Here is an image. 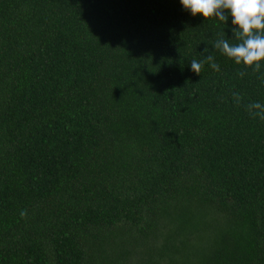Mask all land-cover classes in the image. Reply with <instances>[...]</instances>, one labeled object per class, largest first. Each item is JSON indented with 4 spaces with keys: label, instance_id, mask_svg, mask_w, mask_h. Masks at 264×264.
Instances as JSON below:
<instances>
[{
    "label": "trees",
    "instance_id": "1",
    "mask_svg": "<svg viewBox=\"0 0 264 264\" xmlns=\"http://www.w3.org/2000/svg\"><path fill=\"white\" fill-rule=\"evenodd\" d=\"M231 28L179 0H0V264H264V63L214 48Z\"/></svg>",
    "mask_w": 264,
    "mask_h": 264
},
{
    "label": "clouds",
    "instance_id": "2",
    "mask_svg": "<svg viewBox=\"0 0 264 264\" xmlns=\"http://www.w3.org/2000/svg\"><path fill=\"white\" fill-rule=\"evenodd\" d=\"M179 3L192 17L200 16L204 21L216 19L225 23L231 17L232 39L221 38L215 42L214 48L244 69L239 73L241 76L248 69L260 70L264 63V0H179ZM206 62L219 71V65L211 55L201 61L191 60V71L199 76ZM234 99L239 104L242 98L234 93ZM247 109L252 117L264 120V104L250 103ZM26 215L22 210L21 218Z\"/></svg>",
    "mask_w": 264,
    "mask_h": 264
}]
</instances>
